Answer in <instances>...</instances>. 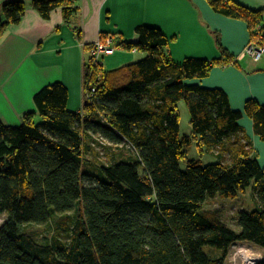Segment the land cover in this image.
<instances>
[{"label": "trees", "instance_id": "obj_1", "mask_svg": "<svg viewBox=\"0 0 264 264\" xmlns=\"http://www.w3.org/2000/svg\"><path fill=\"white\" fill-rule=\"evenodd\" d=\"M78 1L33 0L31 6L44 19L62 9L70 20ZM210 5L247 21L251 34L264 29V10L234 0ZM26 10L22 0L3 1L0 39ZM136 33L137 42L121 39L115 48L143 53V59L113 70L85 63V87L96 91L85 96L81 112L68 110V89L55 83L34 95L36 111L24 114L20 125L0 119V216L8 215L0 227V264H226L236 243L264 249V168L241 125L251 118L264 142V105L251 99L243 111L234 110L224 90L190 82L236 59L218 36L222 59L176 63L171 40L159 28L139 26ZM182 101L192 136L181 135ZM193 139L218 150L220 161L189 159L184 147ZM93 145L118 154L98 166L86 157ZM227 153L232 163L225 162ZM251 186L259 205L239 213L240 231L224 221V208L203 207L216 197L236 199ZM57 217L67 241L41 243L35 232L22 231Z\"/></svg>", "mask_w": 264, "mask_h": 264}, {"label": "crops", "instance_id": "obj_2", "mask_svg": "<svg viewBox=\"0 0 264 264\" xmlns=\"http://www.w3.org/2000/svg\"><path fill=\"white\" fill-rule=\"evenodd\" d=\"M22 1L27 4L24 18L0 39V119L12 126L20 125L24 114L35 112L34 95L55 83L68 89V110L81 112L88 47L104 34L114 36L115 43L121 39L134 43L139 39V26L159 28L171 40L169 51L176 63L222 59L217 36L229 54L237 58L251 39L247 21L215 12L210 0H79V12L70 20H66L62 9L44 19L32 8L33 0ZM234 1L254 11L264 10V0ZM140 57L143 59L145 54L115 49L104 58L103 66L113 70ZM263 61L243 59L236 65L216 67L209 77L190 82L224 90L234 110L243 111L251 99L264 105ZM244 120L246 124L241 121V125L264 168V142L254 133L252 119Z\"/></svg>", "mask_w": 264, "mask_h": 264}, {"label": "rangeland", "instance_id": "obj_3", "mask_svg": "<svg viewBox=\"0 0 264 264\" xmlns=\"http://www.w3.org/2000/svg\"><path fill=\"white\" fill-rule=\"evenodd\" d=\"M103 40V42H105ZM114 41V39H113ZM116 45L114 41V46ZM140 53V52H139ZM143 54V53H142ZM138 59H142L141 57ZM264 60V58L262 59ZM261 60V61H262ZM104 62V61H103ZM262 65L264 61L261 62ZM179 113H180V124H181V135L182 137L185 136H192V129L190 125L191 114L188 108V105L185 101L179 103ZM247 117V116H245ZM244 117V118H245ZM242 119L243 125L246 124V121ZM249 118V117H248ZM251 119V118H250ZM42 120L40 116L36 118V122ZM87 145H91L90 140L87 139ZM199 142L197 139H193L190 145H186L184 147L185 152L187 153L189 159H195L201 161L202 165H207L211 163H218L220 158L218 157V150L209 151L206 147H199ZM93 152L87 154V159L93 163H97L98 166L109 164L113 161L114 154H118L113 151H109L104 145H93ZM127 152H133L134 150L128 146L125 147ZM225 162L232 163L233 157L227 153L225 155ZM92 169L94 167L91 166ZM182 170L187 169L186 162L181 163ZM93 171V170H92ZM97 173L96 171H93ZM259 202L256 199L253 187L251 186L248 190L240 194L236 199H223L221 197H216L213 200H209L203 207L205 209H218L224 208L225 209V216L224 221L236 231H240L239 227V213L241 211H254L258 208ZM8 219V215L4 214L0 216V227L5 223ZM60 218L57 217L53 219L48 225L45 226H37V225H24L22 226L23 232H35L37 234L38 241L41 243H50L56 237H61L63 240L67 241L68 233L63 230V226H60ZM264 261V249L253 245L251 243H236L234 244L228 253V258L226 264H257L258 262Z\"/></svg>", "mask_w": 264, "mask_h": 264}, {"label": "built area", "instance_id": "obj_4", "mask_svg": "<svg viewBox=\"0 0 264 264\" xmlns=\"http://www.w3.org/2000/svg\"><path fill=\"white\" fill-rule=\"evenodd\" d=\"M114 41L112 37H108L105 42H99L88 47L87 63L95 66L103 65L104 58L111 55L115 51ZM264 58V29L257 28L252 34L251 39L243 52L231 62V65L243 59H250L253 62H260ZM96 91L94 85L85 87V96H91Z\"/></svg>", "mask_w": 264, "mask_h": 264}]
</instances>
